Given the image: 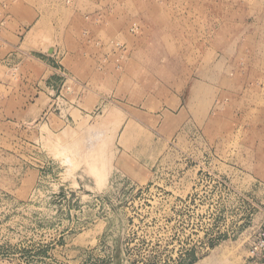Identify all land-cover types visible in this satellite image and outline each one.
<instances>
[{"label":"rangeland","instance_id":"1","mask_svg":"<svg viewBox=\"0 0 264 264\" xmlns=\"http://www.w3.org/2000/svg\"><path fill=\"white\" fill-rule=\"evenodd\" d=\"M264 227V0H0V264H242Z\"/></svg>","mask_w":264,"mask_h":264},{"label":"built area","instance_id":"2","mask_svg":"<svg viewBox=\"0 0 264 264\" xmlns=\"http://www.w3.org/2000/svg\"><path fill=\"white\" fill-rule=\"evenodd\" d=\"M242 264H264V227L257 232L249 244Z\"/></svg>","mask_w":264,"mask_h":264}]
</instances>
